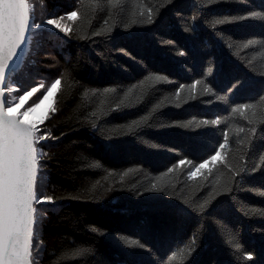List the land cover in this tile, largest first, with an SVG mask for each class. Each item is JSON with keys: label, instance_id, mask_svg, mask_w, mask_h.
Listing matches in <instances>:
<instances>
[{"label": "trees", "instance_id": "obj_1", "mask_svg": "<svg viewBox=\"0 0 264 264\" xmlns=\"http://www.w3.org/2000/svg\"><path fill=\"white\" fill-rule=\"evenodd\" d=\"M29 3L36 23L53 12L78 11L76 21L65 20L72 29L68 36L37 31L27 45L22 71L11 77L12 87L27 86L35 76L40 81L43 74L62 80L57 111L44 125L61 139L46 142L41 163L44 193L64 206L44 213L42 264H56L61 252L76 248L92 253L86 261L68 264H243L249 253V264H264V197L257 194L264 191V172L234 176L264 156V151L247 156L248 130L264 127V51L243 48L249 38L264 39V25L237 21L211 27L215 18L264 11V0L217 3L199 20L193 19L200 15L194 12V0ZM150 8L154 16L159 9L153 23H147ZM187 27L195 30L185 31ZM97 31L102 34L93 35ZM221 33L232 39L222 40ZM209 68L212 74L205 79ZM29 74L33 80H27ZM237 79L246 86L227 101L213 94L228 93ZM197 80L201 83L193 90ZM108 88L117 91L105 92ZM242 104L252 106L232 111ZM205 119L218 123L205 126ZM170 125L199 126L202 134ZM226 133L221 158L197 176H188L192 164L176 166L185 157L202 163L225 143ZM234 179L237 190L218 195ZM212 196L217 199L210 214L193 211ZM92 227L103 235L90 231ZM194 234L199 246L186 262L184 246ZM134 239L147 249L129 247L126 241Z\"/></svg>", "mask_w": 264, "mask_h": 264}, {"label": "snow or ice", "instance_id": "obj_2", "mask_svg": "<svg viewBox=\"0 0 264 264\" xmlns=\"http://www.w3.org/2000/svg\"><path fill=\"white\" fill-rule=\"evenodd\" d=\"M169 3L172 0H168ZM247 3V0H194V12L200 15H194V20H199L205 13L208 7L217 3ZM166 6V5H164ZM143 15V13H141ZM159 15V9L156 10L155 16L153 11L149 9L147 23H153L155 18ZM78 19V11L73 10L64 15H57L55 12L51 13L48 18L36 23L34 16V5L29 3V0H0V264H42L43 253L46 250L45 243L42 236L43 222L45 219L44 213L55 211L64 205L54 195L45 194L43 188L45 186L46 178L44 168L45 165L41 163L43 157L46 155L42 151L46 146L47 141H59L61 137L52 134L51 130H46L44 125L57 111L55 107V97L60 89L61 78L55 79L46 91L42 93V99L38 103H34L24 113L25 117L29 114L36 113L44 105L45 101H50L48 107L38 116L37 119H21L19 113L20 107L24 105L29 98L33 97L40 88L45 85L41 83L38 87H32L30 90H24L23 95H18L13 99L8 97L18 93L19 89L12 87L11 77L17 75L22 71L23 57L27 55V45L32 42L33 36L37 31L49 32V34L59 35L63 33L68 36L72 31L70 26L65 23V20L76 21ZM237 21H252L260 22L264 25V11H250L247 14L239 16H224L223 18H215L211 24L213 30L218 25L234 23ZM107 23V21H105ZM115 28V26H114ZM113 29H109L111 34ZM51 30V31H50ZM194 28L187 27L185 31H194ZM100 32H94L93 35H101ZM85 37H81L84 39ZM222 40H231V37H224L220 34ZM232 45L229 44V47ZM244 49H251L253 51H264V39L249 38L243 43ZM125 54L126 51H125ZM183 54V53H182ZM213 69L209 68L205 74L206 79L208 75L212 74ZM264 75V73H262ZM157 80L171 83L168 77L157 75ZM201 81L197 80L191 87L193 90ZM245 82L237 79L231 82L228 93L219 95L213 93L211 88H205L207 93L217 95V98L222 101H227L229 96L244 88ZM181 88L184 85H180ZM85 91V95H87ZM105 92H115L116 89H104ZM93 93L96 90H92ZM179 90H177V97ZM18 99L19 103L15 100ZM195 99V96L193 97ZM250 104H242L239 108H233L232 111H242L250 108ZM179 107V106H178ZM120 110L119 107L113 111ZM95 117V113L92 114ZM103 117H96L97 120ZM217 120L208 121L205 119L203 124L216 125ZM264 123V122H262ZM93 128H97L98 124L93 123ZM181 126L194 134H202L199 126L196 130L189 129L188 125H170ZM239 132H244V128H240ZM250 137L248 141L247 156L255 157L259 155L261 142H264V127L254 126L249 130ZM64 134L62 133L61 136ZM225 143H221L215 154L205 159L202 163L194 164L191 159L182 158L178 161L177 167L187 164H192L194 170L188 173L189 178L197 176L206 166L214 164L221 158V150L225 148L228 141V135L225 134ZM45 142V143H42ZM148 146L151 148H161L159 145L150 142ZM178 155H182L177 151ZM260 163L254 164L252 168L247 165L242 167L234 176H241L247 178L255 172H264V156L260 157ZM98 166V165H97ZM173 171L172 168L168 169ZM238 182L234 179L233 186L225 187L222 193L218 195L234 193L237 190ZM242 187V185H239ZM154 190L162 191V189ZM258 195L264 197V191H258ZM74 199V197H72ZM217 196H212L206 202L201 203L197 208L193 209L200 215L210 214V209L214 206L213 202ZM51 206V207H49ZM186 209H180L185 211ZM92 232L99 233L95 227L90 229ZM103 235V233H99ZM121 239H124L121 237ZM129 247H140L147 249V246L138 240L126 241ZM199 244L197 236L194 234L189 244L185 245L188 249L185 261H189L196 252ZM236 251H242L239 243L235 245ZM91 249L76 248L72 250H64L60 256L57 257L56 264H68L70 260H85ZM175 253H173V258ZM253 261L251 253L243 258V264H249ZM163 264V261L161 262Z\"/></svg>", "mask_w": 264, "mask_h": 264}, {"label": "rangeland", "instance_id": "obj_3", "mask_svg": "<svg viewBox=\"0 0 264 264\" xmlns=\"http://www.w3.org/2000/svg\"><path fill=\"white\" fill-rule=\"evenodd\" d=\"M43 77H44V78H41L40 81H39V80L37 79V77L35 76L34 81H33L31 84H29V85H27V86H24V87H21V86H15L14 88H18L19 91H18V93H14L11 99H13L14 97H17L18 95H23L24 90H30L32 87H38L41 83H43V84L45 85V87H44V88H40V90H41V89H42V90L45 89L44 91H46V88H47L48 86H50V84H51L55 79H54V78H48V77H45L44 74H43ZM33 78H34V77H33V74H29V75L27 76V80H33ZM37 80H38V82H36ZM46 86H47V87H46ZM40 90H39V91H40ZM39 91H38V92H39ZM44 91H43V92H44ZM38 92L35 93V94L33 95V97L29 98V100H28L29 102L26 101V102L24 103V105H23L22 107H20V109H19V113H18V114L20 115L21 119H37L38 116L44 111V109L48 107V104L50 103V101H45V102H44V105H42L40 109H37L36 113H34V114H29L28 117H25V116H24V113L26 112V110H27L29 107H31L34 103H38V102H39V99H38V98H41V99H42V94H41V95L39 94V96H38V98H37ZM43 92H42V93H43ZM36 99H37V100H36ZM15 102H16V103H19V100L16 99Z\"/></svg>", "mask_w": 264, "mask_h": 264}, {"label": "bare ground", "instance_id": "obj_4", "mask_svg": "<svg viewBox=\"0 0 264 264\" xmlns=\"http://www.w3.org/2000/svg\"><path fill=\"white\" fill-rule=\"evenodd\" d=\"M212 211V210H211Z\"/></svg>", "mask_w": 264, "mask_h": 264}]
</instances>
